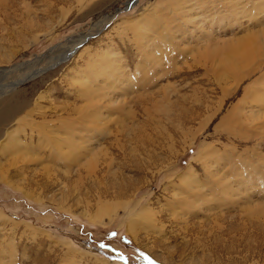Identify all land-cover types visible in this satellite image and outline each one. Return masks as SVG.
I'll use <instances>...</instances> for the list:
<instances>
[{"label":"rangeland","instance_id":"rangeland-1","mask_svg":"<svg viewBox=\"0 0 264 264\" xmlns=\"http://www.w3.org/2000/svg\"><path fill=\"white\" fill-rule=\"evenodd\" d=\"M233 1L234 6L229 0H0V87H16L3 98L36 90L27 96L35 105L26 112L31 115H21L22 125H30L22 130L29 134L35 124L49 143L67 138L62 153L71 149L72 136L78 145L66 160L34 150L29 154L33 164L23 172L17 155L0 158V174L12 176L22 188L0 182V264H264V25L254 24L263 21L264 0ZM246 12L253 16L240 17ZM252 31L254 45L262 46L253 48L257 55L249 65L238 63L240 58L229 65V50ZM83 37L87 41L75 56L47 70ZM146 39L153 47L146 49ZM211 48L214 55H206ZM91 54L113 60L107 75L103 68L97 77L88 71L93 83L119 74L130 77L110 92L101 90L103 97L96 101L79 96L85 81L75 85L71 80L72 70H83ZM153 56L157 62L152 63ZM257 96L261 102L254 101ZM250 108L259 118L248 113ZM10 128L3 136L13 134ZM206 152L216 154V166L231 180H238L237 174L249 178V170L256 169L258 187L249 191L254 194L234 197L237 204L224 199L223 189L215 192L219 187L207 178L200 158ZM190 167L198 184L214 192L216 213H176L179 203L171 207L172 196L164 189L178 186ZM113 180L124 184L123 193L114 189ZM149 203L154 211L164 206L169 212L142 219L138 214ZM132 219L135 235L129 229Z\"/></svg>","mask_w":264,"mask_h":264},{"label":"bare ground","instance_id":"bare-ground-1","mask_svg":"<svg viewBox=\"0 0 264 264\" xmlns=\"http://www.w3.org/2000/svg\"><path fill=\"white\" fill-rule=\"evenodd\" d=\"M4 1V0H3ZM230 2H232V5L234 6L235 4V2L233 1V0H229ZM263 1V0H262ZM264 3V2H263ZM263 3H262V5H263ZM6 4V3H5ZM259 4V3H258ZM257 4V5H258ZM261 4V3H260ZM3 5V4H2ZM231 5V4H230ZM237 5H240V4H237ZM260 6V5H259ZM239 7H241V6H239ZM245 7V6H244ZM262 7V6H261ZM2 9V8H1ZM127 9H130L129 7H127ZM236 9V8H235ZM241 9H243L242 7L241 8H239V10L240 11H242ZM245 9V8H244ZM243 9V10H244ZM258 9V8H257ZM263 9V8H262ZM245 10H247V8L245 9ZM264 10V9H263ZM3 11V10H2ZM5 11V10H4ZM261 11V10H260ZM235 12H237V11H235ZM243 12H245V11H243ZM262 12V11H261ZM206 13V12H205ZM251 13V12H250ZM249 13V14H250ZM189 14V13H188ZM238 14H241V12L240 13H238ZM243 15L244 14H246L247 16L249 15V14H247V12L246 13H242ZM261 14H263V12L261 13ZM240 15V17L242 16L243 17V19H245V17H246V15ZM251 15H252V13H251ZM256 15V14H255ZM254 15V16H255ZM264 15V14H263ZM203 16V15H202ZM209 16V15H208ZM230 16V15H229ZM253 16V15H252ZM257 16V15H256ZM114 17V16H113ZM162 17V16H161ZM237 17V16H236ZM261 17V16H260ZM259 17V18H260ZM160 18V17H159ZM189 18V17H188ZM206 18V17H205ZM247 18H249V17H247ZM263 18V21H261V20H259V19H256L255 20V22H257V23H254V24H262V25H264V16L262 17ZM162 19H164V22H163V24H168L169 22H167V21H165V17L163 16L162 18H161V20ZM211 19V18H210ZM224 19V18H223ZM227 19V18H226ZM231 19V18H230ZM261 19V18H260ZM205 21V20H204ZM187 22H189V21H186V22H184L185 24H187ZM102 23H104V21L102 22ZM204 23V22H203ZM162 24V25H163ZM34 25V24H33ZM103 25H105V24H103ZM168 27L169 26H171V23H169L168 25H167ZM253 26V25H252ZM254 26H256V25H254ZM253 26V28H256V27H254ZM251 27V26H250ZM263 27V26H262ZM115 28V27H114ZM117 28V27H116ZM215 28V27H214ZM252 28V29H253ZM251 29V30H252ZM121 30V29H120ZM255 30V29H254ZM262 30V29H261ZM141 32V31H140ZM153 32V31H152ZM253 32V35L251 34H249V36H246V38L245 39H243V40H241V42L240 43H238V44H236V46H234V49L233 50H229V52L230 53H228L229 54V56H233L232 57V63L230 64L229 63V65H231V66H234L236 63H234V62H237V61H239V58H240V62H238V63H242V64H244V63H247L249 60H251L252 59V57H254V56H256L257 54H255L256 53V51L253 49V48H256L255 46L256 45H259L258 43H256L255 45H254V42L256 41V37H255V35H254V31H252ZM256 32V34H260V33H257V31H255ZM262 34H264V31L262 30V32H261ZM142 34V33H141ZM147 35V34H146ZM145 35V36H146ZM149 35V34H148ZM87 37V36H86ZM89 37V36H88ZM143 37H144V34H143ZM147 37V36H146ZM259 37V36H258ZM264 37V36H263ZM259 39V38H258ZM263 39V42H264V38H261V40ZM87 41V39H85V37H83V39H80L79 41H76L75 42V44H76V46L75 47H73V49L71 50H68L67 52H66V54H65V56H62V57H59L58 59L59 60H57L56 62H55V64L51 67V68H48L47 70L49 71V70H55L58 66H60V65H62L63 63H65V62H67L69 59H71L73 56H75V54H76V51L79 49V46H81L84 42H86ZM141 40V39H140ZM260 40V41H261ZM111 41V40H110ZM146 49L150 46V44H151V42L149 41V40H147L146 39ZM237 43V42H236ZM74 44V43H73ZM262 45H264V44H262ZM152 47H153V45H151ZM150 46V47H151ZM260 47H262L261 45H259ZM264 47V46H263ZM230 48V47H229ZM232 48V47H231ZM0 49H1V47H0ZM263 49V48H262ZM107 50H109V49H107ZM106 50V51H107ZM206 50H208V49H206ZM258 50V49H257ZM94 51V50H93ZM104 51V50H103ZM150 51V50H149ZM155 51V50H154ZM216 51V50H215ZM226 51V50H225ZM261 51V50H260ZM264 51V50H263ZM89 52H90V50H89ZM110 52V51H109ZM116 52V51H115ZM208 52H209V50H208ZM207 51L205 52V54L207 55V54H209V56L211 55V56H213L214 54H213V51H212V48H211V51L208 53ZM95 53H97V52H95ZM153 53V52H152ZM89 54V53H88ZM110 54V53H109ZM224 54H226V53H224ZM115 55V54H114ZM113 55V56H114ZM112 56V55H111ZM117 56V55H116ZM154 56H156L157 57V55H154ZM152 57V63L153 62H157V60H156V58L155 57ZM64 57V58H63ZM78 57V56H77ZM86 57H88V60H87V62L85 63V66H84V68H83V66H82V68H83V70H81V71H79V70H72V72H73V76H72V79L71 80H73L74 82L75 81H78L77 83H79V80H81V81H85V84H84V82H83V84L82 83H79V84H82L83 85V90L81 89L80 91H79V96L80 97H85V98H89V100H92V98H96L95 99V101L97 100V99H99V98H101V97H103V95H102V92H101V90H103V89H105V88H108V90H109V92H110V90L112 89V90H114L113 88L114 87H116V85L119 83V82H121L122 80H127V79H129L130 77H128V78H126V77H121V74H119V75H113L112 74V72H111V74L113 75V76H111V78L112 77H116V79L115 78H112V79H110V78H108V79H104V81L102 80H99L97 83H93L89 78H88V71H91V72H93V74H94V76L93 77H97L98 76V73H99V71L97 72V70L99 69L100 70V68H103L102 69V72H108V74H109V72H110V67L109 66H111V62L113 61V60H107V61H103L101 58H99V56H97L96 57V55L94 54H91V55H88V56H86ZM224 57V56H223ZM116 58V57H115ZM55 59H57V58H55ZM54 59V60H55ZM98 59V60H97ZM113 59V58H112ZM122 59V58H121ZM207 59V58H206ZM210 59V58H209ZM224 59V58H223ZM228 59V58H227ZM114 61H117L116 59L114 60ZM207 61V60H206ZM219 61V60H218ZM229 61V60H228ZM228 61L226 62V61H224V63L227 65V63H228ZM234 61V62H233ZM119 63V62H118ZM220 63V62H219ZM234 63V64H233ZM248 64V63H247ZM84 65V64H83ZM117 65V64H116ZM249 65V64H248ZM119 66V65H118ZM21 67H22V65H21ZM31 67V66H30ZM112 67H113V65H112ZM23 68V67H22ZM114 68V67H113ZM115 68H116V66H115ZM118 68V67H117ZM121 68V67H120ZM232 68V67H231ZM234 68V67H233ZM18 69V68H17ZM226 69V68H225ZM238 69V68H237ZM28 70V69H27ZM33 70V69H32ZM47 70H44V71H41V72H39V71H36V72H34L35 74L33 75V73L31 74V75H29V76H27V77H25L24 79H23V81L21 82V83H18V85L19 84H24V83H26V82H28V81H30V80H33V78H36V77H39V76H41V74H43L44 72H46ZM228 70V69H227ZM235 70V69H234ZM240 70V69H239ZM4 71V69H0V72H3ZM115 71V70H114ZM231 71V70H230ZM238 71V70H237ZM70 74H71V72H69ZM101 73V72H100ZM92 74V73H91ZM103 75V74H102ZM105 75H107L106 73H105ZM65 76H66V74H65ZM66 77H68V75L66 76ZM68 78H70V75H69V77ZM100 78H102V77H100ZM99 78V79H100ZM110 79V80H109ZM67 80V79H66ZM97 80V79H96ZM109 80V81H108ZM100 81H101V83H100ZM67 82V81H66ZM132 82V81H131ZM130 82V83H131ZM156 82V81H155ZM73 83V82H72ZM73 84H75L76 85V82L75 83H73ZM78 84V85H79ZM124 84V83H123ZM152 84V83H151ZM17 85V84H16ZM75 85H73V86H75ZM94 85H97L98 87H94ZM130 85V84H129ZM155 85H156V83H155ZM157 86V85H156ZM19 87V86H18ZM80 87V86H79ZM16 88V87H15ZM14 88V86L13 87H0V158H2L3 157V155H5V153L7 154V153H10V154H12L13 156L14 155H17L18 157H20V160H19V163L21 164V166L18 168V170L19 171H22L23 170V168L25 167V170L27 169V168H30V165L31 164H33V162H32V157H30V155L29 154H32V152L34 151V150H42V151H50V152H52V153H55L57 156H61V155H64L65 156V160H66V155H67V153L68 152H71L72 150V148L73 149H75V147H77L78 145H76L75 143H77V141L75 140V138H74V136H72L73 138H71V140H72V142H73V144H71L70 146L71 147H69V148H71V149H67L66 150V152L64 151V153H62V150H65V149H62V148H60L61 147V143H63V142H65V141H67V138L66 139H63L62 137V139L63 140H61V138H56V139H53L52 141L50 140V142L51 143H49L48 142V139L46 140V136H47V134H46V132L44 133V132H41V130L39 129V127H38V125H35L34 124V127H32V129H31V132L28 134H26V131L25 130H22L23 129V127L22 126H24L25 128L27 127H29L30 125H22V120H24L25 118H21L22 116L21 115H23V117H28L29 115H31V113L30 112H28L27 114H26V112H27V110L29 109V107H30V105H31V103H34V105H35V102H31V100L27 97V96H29V95H33L34 93H35V91L36 90H31V92L30 93H28V92H20V91H13L12 92V94L9 96V97H7V98H3V96L6 94V95H8V93H9V90H14L15 89ZM109 88H111V89H109ZM119 88V87H118ZM117 88V89H118ZM157 88V87H156ZM116 89V88H115ZM129 89V88H128ZM151 89V88H150ZM131 90V89H130ZM159 90V89H158ZM132 91V90H131ZM104 92V91H103ZM113 92V91H112ZM115 92V91H114ZM105 93V92H104ZM118 93V92H117ZM116 93V94H117ZM125 93V92H124ZM131 93V92H130ZM161 93V92H160ZM76 94V93H75ZM107 94H109V93H107ZM115 94V93H114ZM6 95L4 96V97H6ZM35 95V94H34ZM73 95H74V93H73ZM102 95V96H101ZM121 95V94H120ZM123 95V94H122ZM125 95V94H124ZM160 95V94H159ZM78 96V97H79ZM115 96V95H114ZM155 96V95H154ZM104 97H106V98H108L109 100H110V97H108V95H104ZM116 97V96H115ZM118 97V96H117ZM124 98H128V97H125V96H123ZM122 97V98H123ZM129 97H130V95H129ZM151 97H153V96H151ZM41 98H43V97H40L39 99H41ZM91 98V99H90ZM112 98V97H111ZM114 98V97H113ZM121 97H120V99H122ZM256 98H257V102H261L262 101V99L261 98H258V96L257 97H255V100L254 101H256ZM44 99V98H43ZM116 99V98H115ZM76 100H77V98H76ZM81 100V98L79 99V101ZM106 100V99H105ZM109 100H107V101H109ZM117 100V99H116ZM119 100V99H118ZM131 100V99H130ZM154 100V99H153ZM83 101V100H82ZM102 101V100H101ZM106 101V102H107ZM123 101V100H122ZM129 101V100H128ZM38 102V101H37ZM100 102V101H99ZM103 102V101H102ZM102 102H100V105H99V109L101 108V103ZM110 102H114V101H110ZM257 102H255L256 103V105H257ZM65 103H67V102H65ZM64 103V104H65ZM108 103V102H107ZM107 103H105L106 105H108ZM117 103V102H116ZM132 103V102H131ZM254 103V104H255ZM70 104V103H69ZM84 104V103H83ZM33 105V106H34ZM103 105V104H102ZM110 105V104H109ZM260 104H258L257 106H259ZM67 106V105H66ZM104 106V105H103ZM112 106H113V104H112ZM118 106H120V104H118ZM117 106V107H118ZM122 106V105H121ZM123 106H124V103H123ZM128 106H129V102H128ZM132 106V105H131ZM255 106V105H254ZM257 106H255V107H257ZM261 106V105H260ZM63 107V106H62ZM74 107H76V109H77V106H75L74 105ZM89 107H90V105H89ZM125 107V106H124ZM251 107V106H250ZM105 108V107H104ZM103 107H102V109H104ZM107 108V107H106ZM105 108V109H106ZM119 108V107H118ZM117 108V109H118ZM121 108V107H120ZM127 108V107H126ZM40 109V108H39ZM80 109V108H79ZM105 109H104V111H105ZM123 109V108H122ZM148 109V108H147ZM58 110V109H57ZM67 110V109H66ZM74 110V109H73ZM89 110V109H88ZM92 110V109H91ZM101 110V109H100ZM126 110H128V109H126ZM125 110V112L127 113L128 111H126ZM177 110V109H176ZM252 110V111H251ZM97 111V110H96ZM124 111V110H123ZM256 111H257V109H256ZM66 112H68V111H66ZM71 112V111H70ZM93 112V111H92ZM92 112H91V114H92ZM106 112V111H105ZM125 112H122V113H125ZM259 112H260V110H259ZM264 112V111H263ZM97 113H99V111L97 112ZM102 113V112H101ZM100 113V114H101ZM113 113V112H112ZM131 113V112H130ZM248 113L249 114H253V116L255 117V115H257V114H255L254 115V113H255V111H253V109H251L250 108V111H248ZM257 113V112H256ZM67 114V113H66ZM87 114V113H86ZM85 114V115H86ZM107 114V113H106ZM114 114V113H113ZM118 114V113H117ZM215 114V113H214ZM243 114V113H242ZM25 115V116H24ZM61 115V114H60ZM95 115V114H94ZM261 114H259V116H260ZM76 116H77V114H76ZM97 116V115H96ZM106 116V115H105ZM125 116H128L127 114L125 115ZM125 116H124V120H126L125 119ZM250 117L252 116V115H249ZM259 116L257 115V118H259ZM90 117V116H89ZM100 117H103V115L102 116H100ZM107 117H109V116H107ZM113 117H115V116H113ZM119 117H120V115H119ZM122 117V116H121ZM86 118V117H85ZM83 119V120H85L86 121V119ZM97 118V117H96ZM105 118V117H104ZM134 118H136V117H134ZM246 118V117H245ZM66 119V118H65ZM92 119V118H91ZM100 119V118H99ZM111 119V118H110ZM116 119V118H115ZM114 119V120H115ZM119 119V118H118ZM121 119V118H120ZM249 119H251V118H249ZM248 119V120H249ZM254 119V118H253ZM252 119V120H253ZM255 119H256V117H255ZM53 120V119H52ZM88 120H89V118H88ZM104 120V119H103ZM106 120V119H105ZM129 120H130V118H129ZM54 121V120H53ZM84 121V122H85ZM115 121H117V120H115ZM208 121V120H207ZM50 122V121H49ZM92 122V121H91ZM94 122V121H93ZM129 122V121H128ZM45 123H47V122H45ZM89 123V122H88ZM87 123V124H88ZM60 124V123H59ZM94 124H98V122H94ZM102 124V123H101ZM40 125V124H39ZM42 125V124H41ZM49 125V124H48ZM138 125V124H137ZM15 126V127H14ZM7 127H11L10 128V133H13L11 136H8V134L7 135H5L6 134V129H7ZM44 127V126H43ZM85 127V126H84ZM97 127H99V126H96V128ZM120 127V126H119ZM135 127V126H134ZM146 127V126H145ZM46 128V127H45ZM80 128V127H79ZM99 128H101V126L99 127ZM109 128H111V126L109 127ZM113 128V127H112ZM116 128H118L117 126L114 128V129H112L113 131L114 130H116ZM124 128V127H123ZM233 128V127H232ZM44 129V128H43ZM42 129V130H43ZM67 129V128H66ZM73 129V128H72ZM71 129V130H72ZM77 129V128H76ZM106 129V128H105ZM128 129H132L133 130V128H128ZM141 129H142V127H141ZM47 130V129H46ZM91 130H92V128H91ZM102 130V129H101ZM120 130V129H119ZM122 130V129H121ZM132 130H131V133H132ZM21 131H23V132H21ZM55 131V130H54ZM96 131V130H95ZM130 131V130H129ZM141 131V130H140ZM99 132V131H98ZM111 132V131H110ZM116 132V131H115ZM124 132V131H123ZM139 132V131H138ZM3 133H5L4 135L5 136H3ZM48 133V132H47ZM58 133V132H57ZM59 133H61V132H59ZM73 133H74V129H73ZM72 133V134H73ZM100 133V132H99ZM114 133V132H113ZM117 133V132H116ZM232 133V132H231ZM23 134H25V135H23ZM64 134V133H63ZM91 134V133H90ZM133 136H135V133H134V131H133ZM52 135V134H51ZM58 135H60V134H58ZM83 135V134H82ZM99 135V134H98ZM118 135V134H117ZM139 135H140V133H139ZM143 135V134H142ZM37 136V141H36V139H35V137ZM56 136V135H55ZM88 136V135H87ZM90 136V135H89ZM133 136H131V137H133ZM137 136V135H136ZM53 137V136H52ZM80 137V136H79ZM86 137V136H85ZM92 137V136H91ZM118 137V136H117ZM117 137H114V138H117ZM122 137V136H121ZM143 138V136H140V138ZM95 138V137H94ZM195 138H196V136H195ZM52 139V138H51ZM79 139V138H78ZM85 139H87V138H85ZM98 139V138H97ZM118 139V138H117ZM116 139V140H117ZM121 139V138H120ZM83 141H84V138L82 139ZM100 140V139H99ZM99 140H97L98 142H99ZM80 142H81V140H79ZM88 141H89V139H88ZM53 142V143H52ZM103 142V141H102ZM192 142H194V137H193V141ZM85 143H88L87 142V140H86V142ZM89 143H90V141H89ZM93 143V142H92ZM66 145H67V143H65ZM65 144H63V145H65ZM69 144V143H68ZM95 145V144H94ZM104 145V144H103ZM55 146V147H54ZM80 146V145H79ZM83 146V145H82ZM98 146V145H97ZM54 147V148H53ZM88 148V147H87ZM101 148H102V146H101ZM104 148V147H103ZM7 150L8 152H6L5 150ZM90 148H88V150H89ZM99 149H100V147H99ZM105 149V148H104ZM76 150V149H75ZM84 150H86L85 148H84ZM5 151V152H4ZM102 151V150H101ZM104 151V153H105V150H103ZM214 152V151H213ZM39 153V152H38ZM78 153H80V152H78ZM77 153V154H78ZM82 153V152H81ZM84 153V152H83ZM82 153V154H83ZM96 153V152H95ZM77 154H76V156H77ZM85 154V153H84ZM107 155H108V153H106ZM80 155V154H79ZM78 155V156H79ZM91 155V154H90ZM93 155V154H92ZM92 155H91V158H93L92 157ZM100 156H101V154H99ZM215 153H208V152H206V154H201L200 155V158H202V165H203V167H204V169H205V173H206V175L208 176L207 178H209V180L210 181H212V179H213V181L211 182V183H216L215 185L216 186H218L219 188H217V189H215V192H218V189H223V190H221L223 193H222V195H223V197H224V199H229V200H234V202L233 203H237L238 201H236L235 199H234V197H240L244 192H248V194H246V196H251V195H253L254 194V192H249V191H252V190H254V189H257V187H258V185H256V178L257 177H255V170L256 169H250L249 171H251V173L249 174V178H247L246 176H241L240 177V174H237V178H238V180H236V181H234V180H231L230 178H232V176H230V175H227V174H225V176H224V174L222 175V170L220 169H218L219 167H217L216 165H217V163L215 162V159H217V157L215 158ZM35 156H37L36 154H35ZM63 156V157H64ZM103 156H104V154L102 155V158H103ZM81 157V156H80ZM86 157L87 156H85V158L84 157H82V158H84L85 160H87L86 159ZM9 158V157H8ZM56 158V157H55ZM58 158V157H57ZM69 158V157H68ZM38 159H39V156H38ZM41 159H43V158H41ZM89 159V158H88ZM97 159V158H96ZM105 159V158H104ZM108 159V158H107ZM114 159V158H113ZM7 160V159H6ZM10 160H11V158H10ZM14 160H16V159H14ZM62 160V159H61ZM72 160V159H71ZM91 160V159H90ZM98 160V159H97ZM50 161V160H49ZM102 161V160H101ZM104 161V160H103ZM107 161V160H106ZM105 161V162H106ZM109 161V160H108ZM216 161H218V159L216 160ZM74 162V161H73ZM9 163V162H8ZM44 163V162H43ZM46 163V162H45ZM60 163V162H59ZM93 163H95V160H92V166H93ZM97 164L99 163V162H96ZM245 163V162H244ZM63 164V163H62ZM66 164V163H65ZM91 164V163H90ZM90 164H89V166H90ZM101 164V163H100ZM15 165V164H14ZM72 165V164H71ZM86 165V164H85ZM95 165V164H94ZM57 166V165H56ZM80 166V165H79ZM83 166V165H82ZM96 166V165H95ZM98 166H99V164H98ZM98 166H96V167H98ZM101 166V165H100ZM215 167H217V168H215ZM70 168V167H69ZM79 168H81V167H79ZM95 169V168H94ZM93 169V171H96V170H94ZM238 169H240V168H238ZM247 169V168H246ZM261 169V168H260ZM35 170V169H34ZM76 171H78V169L76 170ZM92 171V170H91ZM236 171V170H235ZM248 171V172H249ZM258 171V170H257ZM23 172V171H22ZM25 172V171H24ZM79 172V171H78ZM230 172V171H229ZM27 173H28V171H27ZM15 174V173H14ZM26 174V173H25ZM78 174V173H77ZM13 176H16V175H13ZM29 176V175H28ZM264 176V175H263ZM198 175L194 172V169L192 170V167H190L189 169H187L186 171H184L182 174H181V176H179V179H178V186H177V184L175 183H173V185L169 188V185L167 186V188H165L164 189V192L166 191L168 194H171V196H172V199H173V201L172 202H170V203H172V208H174V207H177L176 206V203H179V207L178 208H174V211L176 212V210H178V209H184L185 211L186 210H191V209H193V210H195V209H198V210H203V211H205V212H211V214L212 213H216V211H215V208H213V206L211 205V204H215V203H217L218 204V200L217 199H212V197H211V195L210 194H212V193H214V192H209V191H206V189H204V188H207V186H200L198 183L199 182H197L198 181ZM17 178V177H16ZM241 178H242V180H241ZM122 179V178H121ZM262 179V178H261ZM22 181L24 180V179H21ZM258 180H260V179H258ZM21 181V182H22ZM0 182H4L5 184H7L8 186H11L12 188H16V189H18V190H22V188H21V184H19V182L18 181H16L12 176H9V175H6V173H4L3 174V172H2V174H0ZM113 185H114V189H118V190H116L117 192H124L123 191V188H124V184L123 185H121V184H119L118 183V186L116 185L117 183L116 182H114V180H113ZM122 183V182H121ZM170 184V183H169ZM115 186H116V188H115ZM212 186H213V184H212ZM260 186V185H259ZM24 189V188H23ZM113 189V188H112ZM113 189V190H114ZM111 190V189H110ZM259 190V189H258ZM114 192V191H113ZM165 192V193H166ZM115 194V193H114ZM245 196V197H246ZM217 198H218V196H217ZM221 200V199H220ZM230 202V201H229ZM102 203V202H101ZM130 203V202H129ZM238 204V203H237ZM121 205V204H120ZM119 205V206H120ZM220 205V204H219ZM221 205L222 206H226V205H224V203H221ZM236 205V204H235ZM148 207L147 208H144V209H142L141 211V214H138V215H140L141 216V218L143 219V216H150V217H155L156 218V216L158 215V214H161L162 215V213H164V212H169V210H167L166 208H164V206H162V207H159L158 208V210H155L154 211V209H153V204L152 203H149V205H147ZM209 206V207H208ZM121 207V206H120ZM119 207V208H120ZM252 208L251 209H253V206H251ZM250 208V207H249ZM100 209V208H99ZM106 210V209H105ZM134 211V210H133ZM192 211V210H191ZM197 211V210H196ZM111 212V211H110ZM114 211H112V213H113ZM190 212V211H189ZM198 212V211H197ZM106 213V212H105ZM177 213V212H176ZM176 213L175 214H173V216L175 215L176 216ZM186 213H188V211H186ZM186 213H180L181 215H185ZM192 213V212H191ZM190 213V214H191ZM194 213V212H193ZM223 213V212H222ZM190 214H188V215H190ZM98 216H100V214H98ZM140 216H139V218H140ZM163 216V215H162ZM174 216V217H175ZM187 216V215H186ZM185 216V217H186ZM176 217H178V216H176ZM175 217V219H177L178 220V218H180V217H178V218H176ZM184 217V218H185ZM159 218V217H158ZM181 218H183V217H181ZM157 219V218H156ZM181 220V219H180ZM179 220V221H180ZM183 220V219H182ZM100 221V220H99ZM158 222H159V220H157ZM102 223V222H101ZM154 223H156V221L154 222ZM132 224V225H131ZM134 223H133V219L129 222V229H130V232L131 233H133L134 231H135V226L133 225ZM132 229H134L133 231H131ZM135 233V232H134ZM133 233V234H134ZM136 234V233H135ZM134 234V235H135ZM134 238L136 239V238H138V237H136V236H134Z\"/></svg>","mask_w":264,"mask_h":264},{"label":"water","instance_id":"water-1","mask_svg":"<svg viewBox=\"0 0 264 264\" xmlns=\"http://www.w3.org/2000/svg\"><path fill=\"white\" fill-rule=\"evenodd\" d=\"M135 1H137V0H134V2H135ZM131 5H132V3H131ZM129 8H130V7H129ZM88 39H89V38H88Z\"/></svg>","mask_w":264,"mask_h":264}]
</instances>
